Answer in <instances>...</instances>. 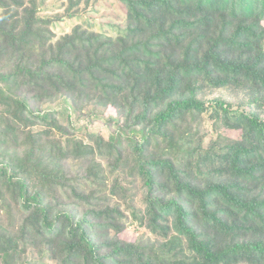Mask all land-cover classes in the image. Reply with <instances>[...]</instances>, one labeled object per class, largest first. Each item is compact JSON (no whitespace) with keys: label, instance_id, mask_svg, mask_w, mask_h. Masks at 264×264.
<instances>
[{"label":"trees","instance_id":"trees-1","mask_svg":"<svg viewBox=\"0 0 264 264\" xmlns=\"http://www.w3.org/2000/svg\"><path fill=\"white\" fill-rule=\"evenodd\" d=\"M0 264H264V0H0Z\"/></svg>","mask_w":264,"mask_h":264},{"label":"rangeland","instance_id":"rangeland-1","mask_svg":"<svg viewBox=\"0 0 264 264\" xmlns=\"http://www.w3.org/2000/svg\"><path fill=\"white\" fill-rule=\"evenodd\" d=\"M102 8H104L103 6H102ZM102 14H104L106 17H113L114 16V12L115 11H113L112 9H108V11H100ZM68 27L66 26V27H64V30L65 31H68ZM57 31H60V28H58L57 29ZM51 108L53 107V106H50ZM59 109H60V113H61V115H63V117H64V115L66 114V113H69L70 114V111L66 108V107H58ZM66 108V109H65Z\"/></svg>","mask_w":264,"mask_h":264}]
</instances>
